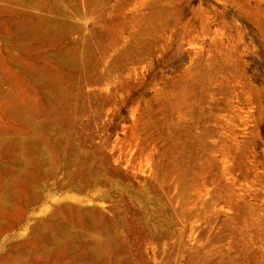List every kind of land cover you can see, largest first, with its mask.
I'll use <instances>...</instances> for the list:
<instances>
[{
	"label": "rangeland",
	"instance_id": "374dc122",
	"mask_svg": "<svg viewBox=\"0 0 264 264\" xmlns=\"http://www.w3.org/2000/svg\"><path fill=\"white\" fill-rule=\"evenodd\" d=\"M97 2V22L107 26L74 14L80 37L92 45L82 56L104 75L92 85L96 91L81 69L68 74L69 83L54 63L37 60L61 78L71 99L54 105L56 134L70 133L58 149L85 152L99 185L78 197L63 188L61 172L41 177L31 202L26 189L7 184L21 193L0 209V264H93L79 257L84 244L44 251L46 237L33 233L75 199L119 238L118 251L108 248L99 264H264V0H165V22L152 36L149 0ZM93 30L99 36L88 40ZM77 42L73 36L52 50ZM124 49L142 53L141 62L122 78L106 75ZM122 158L125 170L117 165ZM119 171L132 174L111 176ZM74 216L57 212L56 220Z\"/></svg>",
	"mask_w": 264,
	"mask_h": 264
},
{
	"label": "bare ground",
	"instance_id": "6f19581e",
	"mask_svg": "<svg viewBox=\"0 0 264 264\" xmlns=\"http://www.w3.org/2000/svg\"><path fill=\"white\" fill-rule=\"evenodd\" d=\"M97 1L0 0V42L2 50L0 52V120L3 123V125L0 124V162L4 163L3 172L0 174L4 178V184L0 187V209L5 208L11 197L21 193V191H11L7 185L10 183H15L26 189L31 202L37 196V192L32 187L41 177L50 179L62 172L63 188L70 189L78 197L86 195L87 189H96L99 185L100 180L93 174V164L89 162L85 152L74 145L69 150L58 149L59 142L68 141L70 133L65 129L62 133L56 134V117H59V112L54 105L62 100H64V104H69L71 99L62 88L61 78L52 72L50 66L41 65L37 60V57L43 56L49 63H54L58 69L66 73L65 79L69 83L74 82V79L68 74H71L76 68L81 69L86 74V77L83 78L85 85L88 86V89H93L92 85L96 84L95 81L101 80L104 75L101 76L90 71L95 63L90 59L85 60L82 56L91 51L92 45L80 37V28L74 14L78 13L77 16L82 21L88 19V21L99 24L98 26H107L104 24L105 22H97L99 13L94 10L97 8L95 7ZM165 17L166 14L162 12L160 18L165 19ZM144 21L145 19L137 21V25L142 26ZM115 24V22L112 23L113 26ZM114 29L116 28L114 27ZM132 33L129 34L130 37L133 36ZM141 33L143 34V32ZM73 36H78L80 42L73 43L72 47L60 48L57 52L52 50L53 46L61 47L64 41ZM97 36L99 34L93 30L88 40H97ZM40 50H43L42 53ZM130 51L132 50H121V53H118V59H115L107 69L106 75L109 76L113 72L117 73L120 78L128 75L129 73L126 72H130L129 67L138 65L143 55L142 53L140 55L133 54ZM12 52H16L17 55L13 56ZM111 79L113 80V78ZM93 90L96 91L95 87ZM109 93L111 91L107 95ZM68 113L70 114V112ZM129 138L132 141V137ZM116 156L119 157V155ZM116 156L113 157L114 163H116ZM123 163V158L117 162L120 170H125ZM113 173L112 177L122 178L120 179L122 181L124 178L128 179L132 174L128 175L127 172H123L118 176L120 171L118 174L113 175ZM140 177L142 176L140 175ZM130 183L134 184L131 181ZM75 201L78 204H74V207L61 206L54 209L45 222H37L33 233L42 236V238L46 237L48 247L47 249L42 248L44 251L62 247L75 251L76 248L73 244L78 242L84 244V251L80 252L81 255L79 256L81 259L93 264L105 263L108 259V248H113V252L118 251L119 238L103 224L98 223L94 210L83 211L81 207L83 202L78 199ZM66 211L73 212L75 216L66 218L69 221H57V212ZM92 216L96 219V223ZM44 225H47V229ZM155 239L160 243L163 241L162 238L160 240ZM157 247L155 248L158 249ZM143 254L148 255V252ZM156 258L151 259L153 263L158 259ZM117 262L114 260V264Z\"/></svg>",
	"mask_w": 264,
	"mask_h": 264
},
{
	"label": "crops",
	"instance_id": "0c3cea01",
	"mask_svg": "<svg viewBox=\"0 0 264 264\" xmlns=\"http://www.w3.org/2000/svg\"><path fill=\"white\" fill-rule=\"evenodd\" d=\"M148 16L152 18V27L149 30V35L152 36L158 31V25L160 22L164 23L163 18H160L162 12L167 11L165 0H149L148 3ZM172 10V8H170ZM152 41V39H150ZM156 41L155 39H153Z\"/></svg>",
	"mask_w": 264,
	"mask_h": 264
}]
</instances>
